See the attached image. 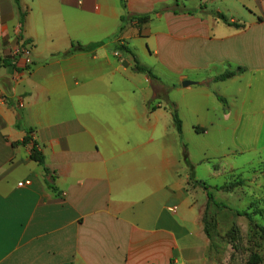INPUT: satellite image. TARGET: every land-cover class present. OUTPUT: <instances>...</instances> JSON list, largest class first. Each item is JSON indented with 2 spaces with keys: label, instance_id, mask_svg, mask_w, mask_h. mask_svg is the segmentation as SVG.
Listing matches in <instances>:
<instances>
[{
  "label": "crops",
  "instance_id": "1",
  "mask_svg": "<svg viewBox=\"0 0 264 264\" xmlns=\"http://www.w3.org/2000/svg\"><path fill=\"white\" fill-rule=\"evenodd\" d=\"M19 7L0 0V264H216L190 170L200 183L224 170L193 162L184 122L230 131L240 152L264 149V0ZM19 40L32 45L26 68L11 56ZM185 91L205 105L182 104Z\"/></svg>",
  "mask_w": 264,
  "mask_h": 264
},
{
  "label": "rangeland",
  "instance_id": "2",
  "mask_svg": "<svg viewBox=\"0 0 264 264\" xmlns=\"http://www.w3.org/2000/svg\"><path fill=\"white\" fill-rule=\"evenodd\" d=\"M196 94L185 91L177 97L182 104L186 99H192L198 103L196 108L201 109L205 103L198 100ZM161 96H164L163 91ZM190 122H184L182 138L193 162L206 158L212 169L224 170L223 176L218 178H201L213 200L226 206L216 207L207 201L203 213V230L209 240L212 261L216 264H248L249 258L257 255L264 264V236L255 227L264 228V149L256 153L240 152L230 131L219 133L215 128L207 135H196L189 127ZM222 163H226V170ZM229 164L234 170L228 169ZM204 168L200 165L197 170L205 177ZM197 188L200 193H205L201 185ZM259 210L262 213L258 214ZM237 212H248L252 221Z\"/></svg>",
  "mask_w": 264,
  "mask_h": 264
},
{
  "label": "trees",
  "instance_id": "3",
  "mask_svg": "<svg viewBox=\"0 0 264 264\" xmlns=\"http://www.w3.org/2000/svg\"><path fill=\"white\" fill-rule=\"evenodd\" d=\"M14 1V4L16 5L17 7V10L19 11L20 10V7H19V0H13ZM22 18V14L20 16ZM217 17L222 20L223 22L227 23V20L224 16L222 15H217ZM146 20V18H139L137 21L138 23H143L144 21ZM237 27V26H236ZM117 49H120V50H126L125 47L123 46H117L116 47ZM135 60V58H134ZM135 70L138 71V72H143V73H146L150 78L152 79H155V77L151 74L150 71H148L147 69L143 68V67H140L138 65V63L135 61ZM242 71V69L238 68L236 69L235 71L233 72H230V71H227L217 77L214 78V81H223V80H226V79H229V78H232L233 76H235L236 74L240 73ZM221 102H223L222 99H219ZM171 112H172V119H173V122H174V125L178 131V133L181 132V121L178 117V115L176 114L175 110L172 108L171 109ZM30 142V139L28 137H26L25 139L22 140V142H20L21 145H26ZM184 163L186 164L187 167L191 168L190 164L187 162V159H186V155L184 154ZM31 159L36 162L39 166L42 167V170L44 171V173L46 175H49V171L48 169H46L44 167V158L42 156V154L39 152V150L37 149V146L35 143L32 142V145H31ZM192 170H190V180L192 181V184L194 186H199L201 185L203 190L205 191V194H206V198H207V201L208 202H212L214 206L216 207H220V208H226V206L223 204V203H217L213 200V197L212 195L209 193V191L207 190V187L205 186V184L203 183H199V182H196L194 181V177H193V174L191 173ZM50 179H53V177H50ZM216 190L218 188H215ZM258 214L259 213H262L260 210L257 212ZM237 214L239 216H244L245 218H247L249 221H252V218H251V215L248 213V212H237ZM258 231L261 233V235L264 236V228L263 227H260V226H255ZM262 262V258H260L259 256L257 255H252L249 260H248V264H261Z\"/></svg>",
  "mask_w": 264,
  "mask_h": 264
},
{
  "label": "built area",
  "instance_id": "4",
  "mask_svg": "<svg viewBox=\"0 0 264 264\" xmlns=\"http://www.w3.org/2000/svg\"><path fill=\"white\" fill-rule=\"evenodd\" d=\"M32 51V45L30 43H27L23 40H19V43L17 44L16 48L12 51L11 56L16 58L22 59V68H26L29 66V58L31 56ZM30 184L29 181H24L21 183H18V187H24L28 186Z\"/></svg>",
  "mask_w": 264,
  "mask_h": 264
},
{
  "label": "water",
  "instance_id": "5",
  "mask_svg": "<svg viewBox=\"0 0 264 264\" xmlns=\"http://www.w3.org/2000/svg\"><path fill=\"white\" fill-rule=\"evenodd\" d=\"M196 84L195 82H191V81H184L181 83V86L183 87H187V86H190V85H194Z\"/></svg>",
  "mask_w": 264,
  "mask_h": 264
}]
</instances>
